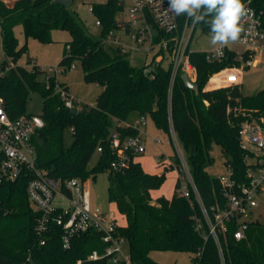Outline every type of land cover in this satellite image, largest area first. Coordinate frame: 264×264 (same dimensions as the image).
<instances>
[{"label": "trees", "instance_id": "trees-1", "mask_svg": "<svg viewBox=\"0 0 264 264\" xmlns=\"http://www.w3.org/2000/svg\"><path fill=\"white\" fill-rule=\"evenodd\" d=\"M73 1L62 5L55 0H14L8 5L0 0L2 41L9 58L0 61V96L6 112L11 118L24 114L29 93L41 94L39 115L43 126L33 134L32 144L36 165L51 178L63 183L72 177L85 180L99 172H108V200L125 217L126 222L118 226L117 233L126 241L131 264H160L150 258L152 250L186 252L191 255V263L219 264L216 243L207 232L191 184H187L186 195L179 194L178 178L170 198L159 196L152 202L151 191L165 181L166 168L161 173L146 172L131 155L123 171H111L110 163L116 153L110 145V134L112 131L120 137L136 134L129 123L140 116L150 117L158 128L169 132L171 118L193 185L201 203L209 210L214 203L223 202L219 178L206 170V165L211 163L212 145L219 146L224 165L231 168V178L238 183L246 181L245 152L238 144L234 118L226 113V107L239 104L258 108L264 115V89L251 96L242 95L238 86L205 90L211 73L232 64V54L212 62L203 51L191 50L189 59L195 68L197 91L185 86L180 77L182 71L177 73L169 90L170 67L151 62L150 73H144L147 66L134 65L127 54L113 48L110 52L105 47L103 38L115 28L119 10L116 0L90 4L100 23L98 39L88 34L73 14ZM249 1L264 13V0ZM17 22H21L26 37L40 42H51L52 30L70 32L71 39L64 43L57 65L69 67L78 61L84 80L102 86L93 106L71 112L54 89V76L50 77L47 88L38 79L39 74L45 75V69L29 56H26L29 67L17 63L24 49L17 50L11 30ZM196 27L202 33L210 32L205 22L196 23ZM60 85L67 91L66 85ZM65 131L72 135L68 145L64 144ZM95 151L98 158L89 166ZM175 160L178 164V159ZM28 179L29 174L24 171L15 181L0 185V264H75L78 259L81 264H112L104 256L88 259L93 250L102 253L105 247L95 230L73 236L69 246L63 247L61 226L50 223L44 234L45 243H39L42 236L35 230L39 212L28 203ZM197 221L202 223L200 228L196 227ZM235 229V221L231 220L221 236L226 264H264V223L249 221L245 237L240 240L233 237Z\"/></svg>", "mask_w": 264, "mask_h": 264}, {"label": "built area", "instance_id": "built-area-1", "mask_svg": "<svg viewBox=\"0 0 264 264\" xmlns=\"http://www.w3.org/2000/svg\"><path fill=\"white\" fill-rule=\"evenodd\" d=\"M119 6L115 19V28L104 38L103 43H110L113 49L129 54L131 51L149 53L151 58L143 65L144 73H150L149 63H160L170 67L169 90L179 71L185 72L194 82L195 68L189 59L188 43L196 28L187 15L177 16L169 9V0H116ZM250 11L240 20L242 32L235 42L221 47L219 44L210 50L203 51L208 61H220L232 54V64L209 75L204 89L218 87H235L241 84L243 70L264 62V13L257 10L249 0L242 1ZM91 9V7H90ZM96 25L100 26L96 19ZM115 33H120L123 38ZM239 48V49H238ZM13 65V62H10ZM73 66V63L70 65ZM44 85L49 87L50 77L54 76V89L60 93L64 106L80 110L82 106L77 99L64 90L55 75L57 66L45 69ZM190 72L193 76L190 77ZM2 71H0L1 75ZM151 75V74H149ZM226 113L232 115L237 129L238 144L245 152L246 181L235 182L231 178V168L225 164L227 175L218 177L223 187V202H216L207 210L201 203L193 185L185 157L169 118L168 142L176 148L178 164L170 162L171 166L185 171L188 183L193 187L199 201L207 232L216 243L219 264H226L221 236L231 220L235 221L236 229L233 237L240 240L245 237L247 223L258 220L256 209L264 198V115L258 108H246L241 105L228 104ZM144 116L129 123L136 134L120 137L116 131L110 134V145L116 153L111 161V171H123L130 156H138L144 152L142 126ZM43 126L39 114L24 113L11 118L5 110L4 99L0 96V185L13 182L24 171L28 172L26 195L30 207L39 212L35 230L39 243L44 244V234L50 223L61 226V242L68 247L73 236L89 230H95L100 240L105 244L102 253L93 250L88 259L106 257L112 264H131L127 250L122 244L125 239L117 233L120 225L114 212H105L101 206H92L89 193L85 187L86 181L72 177L63 183L48 176L47 172L36 165L35 151L32 144L33 134ZM72 132V128L70 129ZM159 142V139H156ZM97 151H101L98 146ZM170 168V167H169ZM179 194H187V185H180ZM202 223L197 221L196 227ZM197 252L195 255H198ZM75 264H81L78 259ZM191 264H204L201 262Z\"/></svg>", "mask_w": 264, "mask_h": 264}, {"label": "rangeland", "instance_id": "rangeland-1", "mask_svg": "<svg viewBox=\"0 0 264 264\" xmlns=\"http://www.w3.org/2000/svg\"><path fill=\"white\" fill-rule=\"evenodd\" d=\"M6 4L11 5L14 0H3ZM105 0H74L71 9L73 14L80 22L85 31L93 38H100V26L96 25V17L90 10L91 3L104 2ZM14 36L17 41L18 48L24 49L18 56L17 63L25 64L27 67L30 64L26 63V56H29L42 69L57 66L55 73L57 80L67 87V93L77 99L83 108L93 106L98 94L102 90V86L96 82H86L83 76L81 64L78 61L73 62V66H58L57 63L61 58L64 43L71 39V34L67 29H55L51 33L52 42L41 43L33 38H28L25 41L24 34L20 25L14 29ZM122 39L120 33H115ZM105 47L112 52L113 45L106 42ZM218 45V44H217ZM217 45L211 44V32L202 33L199 27H196L191 35L188 43L189 50L205 51L214 48ZM239 49V48H238ZM130 61L137 66L143 65L149 61L151 55L140 51H131L128 54ZM9 58L6 56L4 44L2 41V30L0 28V61ZM190 77L194 74L190 72ZM38 79L44 80V73L38 75ZM264 89V62L259 63L254 67H247L243 70L241 84L239 85L240 93L244 96H251L258 91ZM42 111V96L39 92H30L25 103V112L31 114H40ZM143 139L145 149L139 156L142 167L152 173L163 172L164 168L161 162H168L171 159L176 164V148L173 143L168 142L170 134L165 130L158 128L150 117H145L144 125L142 126ZM156 139L160 141L157 142ZM72 140L70 132L64 133V144L68 145ZM178 145L180 142L178 140ZM181 147V146H180ZM184 155V153H183ZM209 155L211 163L206 165L207 172L212 176L223 177L227 175V168L224 165V156L217 145H212ZM98 158V152L95 151L89 160V166H92ZM180 179V185H187L188 180L185 171L176 169L175 167H167L165 170V181L158 189L151 191V197L155 200L159 196L169 198L172 196L175 183ZM85 187L89 193V199L92 206L99 205L105 211H112L116 214L120 225L125 223V219L119 214L115 205L108 200V172L103 171L95 176H89L85 179ZM256 218L264 223V198H262L256 209ZM124 251L127 250L126 243L122 244ZM150 258L160 264H191V255L186 252L179 251H158L152 250L149 253Z\"/></svg>", "mask_w": 264, "mask_h": 264}, {"label": "clouds", "instance_id": "clouds-1", "mask_svg": "<svg viewBox=\"0 0 264 264\" xmlns=\"http://www.w3.org/2000/svg\"><path fill=\"white\" fill-rule=\"evenodd\" d=\"M169 9L177 16L187 15L194 24L207 23L211 44L221 47L239 39L240 20L250 11L242 0H169Z\"/></svg>", "mask_w": 264, "mask_h": 264}, {"label": "crops", "instance_id": "crops-1", "mask_svg": "<svg viewBox=\"0 0 264 264\" xmlns=\"http://www.w3.org/2000/svg\"><path fill=\"white\" fill-rule=\"evenodd\" d=\"M17 25H20L21 26V28H22V32H23V27H22V24H21V22H17L16 24H14L12 27H11V30H12V32H13V35H14V29H15V27L17 26ZM53 32V30L50 32V35H51V33ZM23 34H24V32H23ZM15 37V36H14ZM24 37H25V41H27V39L28 38H32V37H26L25 35H24ZM16 39V38H15ZM33 39H35V38H33ZM35 40H37V39H35ZM38 42H40L39 40H37ZM52 42V41H51ZM41 43H49V42H41ZM25 46V45H24ZM24 46H23V48H24ZM16 48H17V50L19 49V48H21L20 46H19V48H18V45L16 44ZM24 52V51H23ZM135 160H137V161H139L140 162V160H139V156H136L135 157ZM170 162H173L171 159H169L168 160V162H161L162 163V165H163V168L165 169V168H167V167H174V166H171L169 163ZM173 164H175L174 162H173ZM142 166V165H141ZM143 168V167H142ZM177 169V168H176ZM143 170L144 171H146L144 168H143ZM146 172H148V171H146ZM149 173H152V172H149ZM157 173H160V172H157ZM166 198H169V196L168 197H166ZM152 202H154V200L152 199ZM121 215V214H120ZM123 216V215H122ZM123 218L125 219V217L123 216ZM126 222V221H125ZM125 224V223H124ZM124 224H122V225H124Z\"/></svg>", "mask_w": 264, "mask_h": 264}, {"label": "water", "instance_id": "water-1", "mask_svg": "<svg viewBox=\"0 0 264 264\" xmlns=\"http://www.w3.org/2000/svg\"><path fill=\"white\" fill-rule=\"evenodd\" d=\"M72 0H55V3L62 4V5H69L71 4ZM181 79L183 80L185 86L189 87L190 89L197 91L196 84L189 79L185 72H182L180 75ZM75 109H71V112H75Z\"/></svg>", "mask_w": 264, "mask_h": 264}]
</instances>
